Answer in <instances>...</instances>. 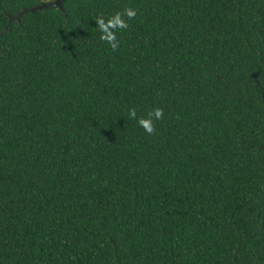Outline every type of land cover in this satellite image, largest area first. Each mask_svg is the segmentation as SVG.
Segmentation results:
<instances>
[{
	"label": "trees",
	"instance_id": "16d2710c",
	"mask_svg": "<svg viewBox=\"0 0 264 264\" xmlns=\"http://www.w3.org/2000/svg\"><path fill=\"white\" fill-rule=\"evenodd\" d=\"M49 1L0 0V264H264V0Z\"/></svg>",
	"mask_w": 264,
	"mask_h": 264
},
{
	"label": "clouds",
	"instance_id": "9594fccd",
	"mask_svg": "<svg viewBox=\"0 0 264 264\" xmlns=\"http://www.w3.org/2000/svg\"><path fill=\"white\" fill-rule=\"evenodd\" d=\"M138 10L133 7H125L122 11H117L107 19L103 15L97 16L95 19L97 28L100 32V40L110 46L113 52L120 47V40L117 33L130 28L129 21L135 20ZM129 119H135L139 127H141L147 135H153L156 132L155 122L164 119L163 108H153L146 115L137 116L136 108L128 110Z\"/></svg>",
	"mask_w": 264,
	"mask_h": 264
},
{
	"label": "water",
	"instance_id": "95a60500",
	"mask_svg": "<svg viewBox=\"0 0 264 264\" xmlns=\"http://www.w3.org/2000/svg\"><path fill=\"white\" fill-rule=\"evenodd\" d=\"M61 3H62V0H52V1H49V2H46V3H43L41 5H37V6L33 7V8H31V9H28V11H35L37 9H41V8H44V7H47V6H56V7L62 8ZM23 12L24 11H22L20 14H22ZM20 14L18 16H20Z\"/></svg>",
	"mask_w": 264,
	"mask_h": 264
}]
</instances>
